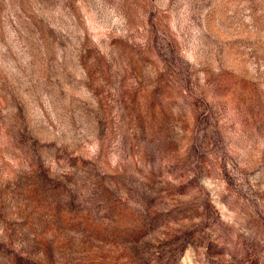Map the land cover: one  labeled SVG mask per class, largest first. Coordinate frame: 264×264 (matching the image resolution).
<instances>
[{"label": "rangeland", "instance_id": "1", "mask_svg": "<svg viewBox=\"0 0 264 264\" xmlns=\"http://www.w3.org/2000/svg\"><path fill=\"white\" fill-rule=\"evenodd\" d=\"M0 264H264V0H0Z\"/></svg>", "mask_w": 264, "mask_h": 264}]
</instances>
